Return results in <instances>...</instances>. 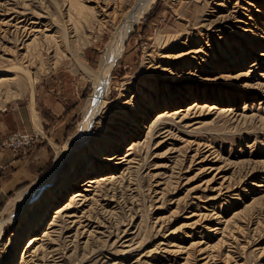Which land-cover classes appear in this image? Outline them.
<instances>
[{"label":"rangeland","instance_id":"rangeland-1","mask_svg":"<svg viewBox=\"0 0 264 264\" xmlns=\"http://www.w3.org/2000/svg\"><path fill=\"white\" fill-rule=\"evenodd\" d=\"M135 3L0 0V125L34 100L41 117H54L46 94L64 103L53 126L64 134L47 168L0 210L9 221L0 264H19L35 239L26 264H264V0H156L126 36L83 146L88 156L107 152L123 135L107 155L115 160H94L104 168L69 184L71 159L46 207L32 210L33 198L16 210L15 200L54 169L56 149L76 136L91 78L117 52ZM198 49V60L186 59ZM15 134L37 136L4 139ZM89 180L96 183L81 186ZM77 191L83 197L72 203ZM36 218L43 221L34 229Z\"/></svg>","mask_w":264,"mask_h":264},{"label":"bare ground","instance_id":"bare-ground-1","mask_svg":"<svg viewBox=\"0 0 264 264\" xmlns=\"http://www.w3.org/2000/svg\"><path fill=\"white\" fill-rule=\"evenodd\" d=\"M155 1L156 0H136L135 6L132 8V10L126 16H124L125 17L124 22L120 26L119 30L117 31V33H118L117 35H119L117 52L115 51L116 53H114L113 55H110L109 57L102 60L100 66H99V69L97 71L98 73L93 75L92 78L90 77L91 80L93 81L94 93L91 96V99L88 103V106H86L87 107L86 112L84 113L83 120L78 127V132H77L76 136L73 137L71 139V141L69 143H67L65 146H63L62 148L56 149L57 154H56V159H55V163H54V169L51 171V173L44 180H41L37 185L26 190L22 195H20L19 198H17L15 200L17 212H21L22 210H24L26 205L28 203H30L33 198H35L33 200V202L34 201H36V202L32 205V210L38 209L39 205H37V204H39L41 202H42L41 204L44 207H46L49 204L50 199L52 198V196L55 193V191H53V190L47 191L50 187V184L58 175H60L64 172V170H65L64 166L66 164L70 165L71 159H73V158L76 159L75 160L76 161V163H75L76 164V166H75L76 167V170H75L76 173H75V171H72V172H69V174L66 176L69 184H71L72 182L78 181L81 178V176H84L91 171H99L100 169L104 168L105 165H103V164H97V166L94 165V163H93L94 160H101L102 162H105V161L111 162V161L115 160V159H109L107 155H109L110 153H114L113 150H115V152L119 150L117 147H121V143L125 139V136L123 137V135H119L120 137H118V141L115 140L113 142L112 139L109 140V145L107 146V149H106L107 152H98L97 151V154H95V152H92L90 154V156H88L85 152H83V148H84L83 146L88 141V138H89V136L93 130L94 120L98 116V114L101 110V107L103 105L102 104V95L105 92L107 85L109 84L108 83L109 73L111 71V68L113 66L114 61L116 60L117 56L121 52L122 44L124 43L126 36L131 31L132 26L145 14V12L148 10V8ZM17 29H18V27H17ZM199 53H201V51L198 49V50H194V51L190 50L186 54L185 53L184 54L189 56L188 58L186 57V59H188V60L190 59L193 62V60H198L197 55ZM164 71L165 70H161L160 72H164ZM180 95L181 94H177V95H175V97L172 98V100L174 98L176 99L174 103L181 102L182 97ZM170 102H171V98H170ZM155 103L156 102L152 101L151 102L152 108L147 107V109L149 108V109L153 110V108H155ZM160 103L164 104V105H168L169 100H167L163 97V99H161ZM192 109L193 108H190L189 110H192ZM166 117H167V115L165 113L164 114L163 113L157 114L156 123H157V121H161V123H162L163 121H165ZM113 125H115L117 127V129H116L117 131L119 129L121 130L124 128V124L123 125L113 124ZM106 132L111 133V131H106ZM128 133H129V131H128ZM111 134L113 135V133H111ZM93 140L99 141V139H97V138H93ZM76 148H80V149L75 151ZM96 155H103V156L101 157V159H99L98 157H96ZM105 156H107V158ZM86 169L88 170L87 172H86ZM77 170H78V172H77ZM95 183H96L95 181L89 180V181H85L83 183V185H81V186L88 187L89 184L92 185ZM84 192H87V190H84ZM72 196H73L72 197L73 199L71 200L72 203L79 201V199L81 197H83L82 193L79 191L75 192ZM64 209H66V208H64ZM44 217L45 216H43V219H44ZM43 219L36 218L35 220H33L34 221L33 222V225H34L33 228L36 229V228L41 227V223H42ZM8 222H9L8 220L0 221V238L2 236L1 235L2 230ZM36 240L37 239L32 240L30 242L27 241L29 243L27 244V246L24 250V254L20 257L19 264H26L25 263L26 255L33 248Z\"/></svg>","mask_w":264,"mask_h":264},{"label":"crops","instance_id":"crops-1","mask_svg":"<svg viewBox=\"0 0 264 264\" xmlns=\"http://www.w3.org/2000/svg\"><path fill=\"white\" fill-rule=\"evenodd\" d=\"M41 98L43 105L50 110L54 117H41L36 101L29 105L27 111L19 114L17 120L9 126L0 125V141L13 133L35 134L39 140L28 149H0V210L9 198L22 187L32 183L47 168L50 160V150L55 142L62 140L63 128L59 118L64 111V103L57 101L50 94ZM16 131V132H14Z\"/></svg>","mask_w":264,"mask_h":264},{"label":"built area","instance_id":"built-area-1","mask_svg":"<svg viewBox=\"0 0 264 264\" xmlns=\"http://www.w3.org/2000/svg\"><path fill=\"white\" fill-rule=\"evenodd\" d=\"M38 136L19 135L15 134L0 142V148H13L14 150L25 149L30 147Z\"/></svg>","mask_w":264,"mask_h":264}]
</instances>
